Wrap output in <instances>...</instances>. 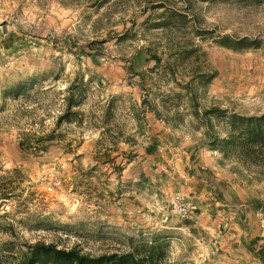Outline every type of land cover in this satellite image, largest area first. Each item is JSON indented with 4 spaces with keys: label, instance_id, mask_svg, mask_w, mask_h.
I'll return each mask as SVG.
<instances>
[{
    "label": "rangeland",
    "instance_id": "1",
    "mask_svg": "<svg viewBox=\"0 0 264 264\" xmlns=\"http://www.w3.org/2000/svg\"><path fill=\"white\" fill-rule=\"evenodd\" d=\"M244 37L260 47L237 48ZM211 109L264 115V0H0V264L38 242L209 264L223 236L238 237L240 197L199 168L200 153L264 208V168L214 144L229 124L204 121ZM153 119L190 142L185 168L166 144L147 156ZM189 171L206 180L192 193ZM251 246L264 264V236Z\"/></svg>",
    "mask_w": 264,
    "mask_h": 264
},
{
    "label": "crops",
    "instance_id": "2",
    "mask_svg": "<svg viewBox=\"0 0 264 264\" xmlns=\"http://www.w3.org/2000/svg\"><path fill=\"white\" fill-rule=\"evenodd\" d=\"M149 131L152 135H154L157 144L155 145V148L150 151L149 154L147 153V156L153 159L154 157H156V154L160 152L158 146L166 144L174 148H172V150H170L171 153L168 154L170 155V157L175 159L176 165L185 168V164L189 163V158L193 152L192 147L190 146L191 144H189L190 142H187V138L183 139V137L185 136L180 138L179 135L172 134L170 129H168V127L166 126V123L158 119H153L150 122ZM212 156H214V154L200 153V157L198 159L199 168H208L209 170H213L216 175L215 180L218 182V184H220L221 182L225 183L228 187V192L236 189V193L240 197L238 198V209L240 210V219L238 220L242 223L243 226L248 224V226H250V229L244 227L245 230H243V228L241 227L242 225L240 223L230 224V230L231 228H236L237 230L239 229L238 237L236 233H231V231H229L225 236H223L220 242V249L215 245L213 256L209 258L210 263H208L261 264L262 261L258 258L259 255L255 253L256 250L252 248L251 242H255L256 240H258V237L264 236V227L262 224V218L264 217V208L263 206L260 208L256 200H251V198L256 197L254 191L246 190V188L244 187L240 188V186L238 185V187H235L232 182L231 174L229 172V174H227L225 171H222L224 169H222L216 163L215 157ZM180 177L182 178L181 170L179 169L176 170V179H181ZM205 181V178L201 174L198 175V173L194 171H192V173L189 171L188 176L182 180V183L186 191L188 193H192L194 190H200L202 185H205L203 184ZM233 193L235 192L233 191ZM247 199L250 201H248ZM176 213L179 216L177 210ZM248 231H250L251 234H249ZM249 235L251 237L249 238L251 242H248L247 240V236ZM235 241H240L241 247H232ZM243 242H245V245L247 247H245Z\"/></svg>",
    "mask_w": 264,
    "mask_h": 264
},
{
    "label": "trees",
    "instance_id": "3",
    "mask_svg": "<svg viewBox=\"0 0 264 264\" xmlns=\"http://www.w3.org/2000/svg\"><path fill=\"white\" fill-rule=\"evenodd\" d=\"M235 43V46L239 49L260 47L261 45L259 41L250 40L247 37L241 38ZM74 95V93L70 95L69 106H67L65 116L71 113L72 105L75 103ZM216 112L227 119L229 131L225 138H214V144H219L220 149L224 153H226L225 148L230 146L248 164L258 165L264 168V115L245 116L238 113L228 115L226 111L211 109L203 112L201 117L209 123V117ZM65 116H61L60 118ZM20 144L22 147L26 145V147L36 150L38 140L25 137ZM121 169L119 167V170ZM2 198L7 199L8 197L4 196ZM22 254V258L17 264H158L154 262L153 255H150V260L148 261L145 257H135L132 254L125 256L103 255L100 257H89L88 255L81 254L75 248H58L54 244L41 242L28 246L27 251L22 252Z\"/></svg>",
    "mask_w": 264,
    "mask_h": 264
},
{
    "label": "built area",
    "instance_id": "4",
    "mask_svg": "<svg viewBox=\"0 0 264 264\" xmlns=\"http://www.w3.org/2000/svg\"><path fill=\"white\" fill-rule=\"evenodd\" d=\"M173 204L180 218L185 219L189 217L192 207L181 194L178 193L174 196ZM263 225H264V218H263Z\"/></svg>",
    "mask_w": 264,
    "mask_h": 264
}]
</instances>
